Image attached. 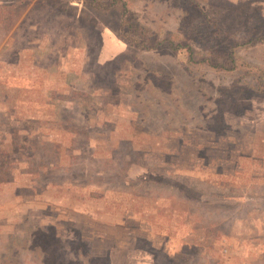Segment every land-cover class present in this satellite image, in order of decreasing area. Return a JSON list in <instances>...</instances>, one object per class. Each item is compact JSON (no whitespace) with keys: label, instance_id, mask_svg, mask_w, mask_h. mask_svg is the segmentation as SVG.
Masks as SVG:
<instances>
[{"label":"rangeland","instance_id":"374dc122","mask_svg":"<svg viewBox=\"0 0 264 264\" xmlns=\"http://www.w3.org/2000/svg\"><path fill=\"white\" fill-rule=\"evenodd\" d=\"M0 264H264V0H0Z\"/></svg>","mask_w":264,"mask_h":264},{"label":"trees","instance_id":"16d2710c","mask_svg":"<svg viewBox=\"0 0 264 264\" xmlns=\"http://www.w3.org/2000/svg\"><path fill=\"white\" fill-rule=\"evenodd\" d=\"M124 13H126V12H124Z\"/></svg>","mask_w":264,"mask_h":264}]
</instances>
